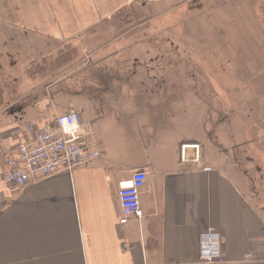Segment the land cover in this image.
Masks as SVG:
<instances>
[{
  "label": "crops",
  "instance_id": "crops-1",
  "mask_svg": "<svg viewBox=\"0 0 264 264\" xmlns=\"http://www.w3.org/2000/svg\"><path fill=\"white\" fill-rule=\"evenodd\" d=\"M167 1L0 0V264H202L199 238L210 227L221 236L222 264H264V216L251 202L247 172L228 154L235 147L208 132L210 102L197 108L200 120L188 121L180 113L192 105L181 88L172 99L168 72L80 73L102 47L126 38L137 46L171 9ZM123 9L140 22L119 20ZM68 48L76 54L57 66ZM206 84L213 89L214 81ZM69 111L89 134L81 145L99 158L15 190L4 181L9 152L31 138L28 126L39 130ZM115 126L134 131L105 138L102 129ZM170 127L191 129L179 137ZM182 146L190 161L181 162ZM136 171L147 174L141 217L122 226L119 184Z\"/></svg>",
  "mask_w": 264,
  "mask_h": 264
},
{
  "label": "rangeland",
  "instance_id": "rangeland-1",
  "mask_svg": "<svg viewBox=\"0 0 264 264\" xmlns=\"http://www.w3.org/2000/svg\"><path fill=\"white\" fill-rule=\"evenodd\" d=\"M162 6L171 9L136 37L141 39L137 46L132 47L131 38H126L102 47L87 56L90 65L80 73L168 72L171 90L174 87L172 99L182 89L180 98L192 105L180 113L188 121L200 120L203 115L197 108L210 107V102L214 110L204 112L211 119L206 123L208 132L221 144L235 147L228 154L247 172L254 193L251 202L264 216V0H168ZM134 19L140 22L139 15ZM112 34L109 30L106 37ZM200 73H214V80ZM177 75L179 79H174ZM206 81H214L213 89ZM188 129L166 131L182 137L189 136ZM131 131L133 127L102 129L109 139L131 135ZM248 136L252 139L249 146L243 143Z\"/></svg>",
  "mask_w": 264,
  "mask_h": 264
},
{
  "label": "built area",
  "instance_id": "built-area-1",
  "mask_svg": "<svg viewBox=\"0 0 264 264\" xmlns=\"http://www.w3.org/2000/svg\"><path fill=\"white\" fill-rule=\"evenodd\" d=\"M31 138L18 144L5 160L7 171L4 181L15 190L24 188L30 182H38L61 171H70L98 158V152L80 144L86 136L84 125L77 112L58 116L53 126L37 131L28 127ZM198 150L197 146H192ZM187 146L181 148V162L190 161L185 156ZM198 162V154L191 159ZM210 172L209 168H204ZM147 176L142 171L132 174L128 181L120 184L118 192L119 224L125 225L129 218L140 217L139 193ZM248 257V256H247ZM199 258L203 264H222L220 234L214 228H207L199 238Z\"/></svg>",
  "mask_w": 264,
  "mask_h": 264
},
{
  "label": "trees",
  "instance_id": "trees-1",
  "mask_svg": "<svg viewBox=\"0 0 264 264\" xmlns=\"http://www.w3.org/2000/svg\"><path fill=\"white\" fill-rule=\"evenodd\" d=\"M136 12L137 11H135V10L123 9L120 12L117 13L116 17H118V19L121 20V21L124 20V19L126 20L128 17L129 18H131V17L138 18V14ZM60 54H61V57H60V59H59V61L57 63V66L58 65L60 66V65L67 64L68 63L67 62L68 58L73 56V55H75L76 51L73 50V49L71 50V49L68 48V50L65 49Z\"/></svg>",
  "mask_w": 264,
  "mask_h": 264
}]
</instances>
